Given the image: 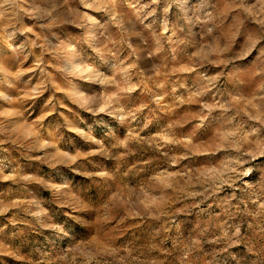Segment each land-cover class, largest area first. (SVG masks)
Segmentation results:
<instances>
[{
    "label": "rangeland",
    "instance_id": "obj_1",
    "mask_svg": "<svg viewBox=\"0 0 264 264\" xmlns=\"http://www.w3.org/2000/svg\"><path fill=\"white\" fill-rule=\"evenodd\" d=\"M0 264H264V0H0Z\"/></svg>",
    "mask_w": 264,
    "mask_h": 264
}]
</instances>
